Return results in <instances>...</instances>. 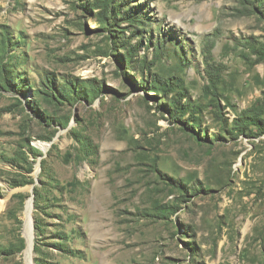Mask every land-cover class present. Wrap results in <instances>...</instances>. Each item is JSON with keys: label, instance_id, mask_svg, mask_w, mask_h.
I'll list each match as a JSON object with an SVG mask.
<instances>
[{"label": "rangeland", "instance_id": "obj_1", "mask_svg": "<svg viewBox=\"0 0 264 264\" xmlns=\"http://www.w3.org/2000/svg\"><path fill=\"white\" fill-rule=\"evenodd\" d=\"M257 4L0 0V264H264Z\"/></svg>", "mask_w": 264, "mask_h": 264}, {"label": "bare ground", "instance_id": "obj_2", "mask_svg": "<svg viewBox=\"0 0 264 264\" xmlns=\"http://www.w3.org/2000/svg\"><path fill=\"white\" fill-rule=\"evenodd\" d=\"M32 203L29 202V205L27 206V209L25 211V217H26V231H27V238H28V244L26 248V254L29 259V263H31L32 260Z\"/></svg>", "mask_w": 264, "mask_h": 264}, {"label": "trees", "instance_id": "obj_3", "mask_svg": "<svg viewBox=\"0 0 264 264\" xmlns=\"http://www.w3.org/2000/svg\"><path fill=\"white\" fill-rule=\"evenodd\" d=\"M102 1H103V0H102ZM104 1H105V0H104ZM257 1H258V3H259V4H257L258 7L261 6V7L263 8V10H264V3H262L260 0H257ZM259 5H260V6H259ZM253 6H254V3H253ZM175 104L177 105L176 101H175ZM176 105H175L174 108L177 107ZM249 111H250V110H249ZM249 111H248V113H249ZM29 182H30V181L28 180V177H26L24 180H21V181H15L13 184H14L15 186H21V185H25V184H27V183H29ZM38 198H39V192H38L37 189H35L34 203H35V206H36V207H37V205H38ZM35 228L38 229V230H40L38 221L35 222ZM35 249H36V250L38 249L37 245H35ZM36 264H43V262H41L40 260H36Z\"/></svg>", "mask_w": 264, "mask_h": 264}, {"label": "water", "instance_id": "obj_4", "mask_svg": "<svg viewBox=\"0 0 264 264\" xmlns=\"http://www.w3.org/2000/svg\"><path fill=\"white\" fill-rule=\"evenodd\" d=\"M34 199L32 198V201H33Z\"/></svg>", "mask_w": 264, "mask_h": 264}]
</instances>
